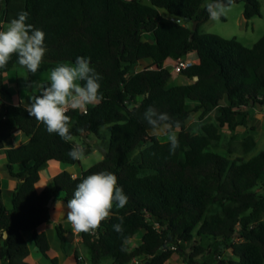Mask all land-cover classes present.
Segmentation results:
<instances>
[{"label":"trees","instance_id":"trees-1","mask_svg":"<svg viewBox=\"0 0 264 264\" xmlns=\"http://www.w3.org/2000/svg\"><path fill=\"white\" fill-rule=\"evenodd\" d=\"M206 1L0 0V30L23 10L29 13L26 22L45 33L46 54L37 73L27 71L28 88L36 74L50 73L60 63L74 65L82 56L102 77L103 97L86 112L67 113L73 121L70 143L49 134L27 106L0 103V150L14 136L24 137L20 147L5 149L6 170L22 181L14 192L13 209L4 204L0 173L1 264H33L26 233L48 258L51 246L38 228L50 222V200L60 193L67 204L76 185L99 171L117 176L128 202L123 208L114 205L95 232L80 233L91 264H172L170 258L181 251L182 243H193L196 237L211 243L208 248L194 245L188 264H264V193L258 191L264 151L246 160L212 150L223 140L221 129L247 127L251 110L258 104L264 108V36L247 47L237 39L200 33L201 23L209 19ZM235 2L245 3L246 19L261 16L257 0ZM193 21H200L196 32ZM186 57L197 60L181 73L191 83L171 86L174 73L166 62ZM146 60L147 67L131 73ZM16 67L22 66L14 55L0 68V95H10L4 75ZM149 106L179 122L174 154L169 142H160L143 120ZM200 110L202 118L216 110L219 115L193 135L187 124ZM106 125L111 136L104 159L77 178L70 171L60 172L52 186L38 192L41 172L50 161L79 164L68 155L70 149L79 145L89 156L96 148L83 136L92 139ZM255 142L249 135L241 142V154H248ZM142 144L147 145L141 161L132 163L131 154ZM121 223L123 231L118 233L113 225ZM55 232L61 252L50 261L59 264L69 252L71 232L59 223ZM140 233L142 242L134 243ZM224 250H231L234 258L217 260ZM75 259L74 264H84L77 253Z\"/></svg>","mask_w":264,"mask_h":264},{"label":"clouds","instance_id":"clouds-1","mask_svg":"<svg viewBox=\"0 0 264 264\" xmlns=\"http://www.w3.org/2000/svg\"><path fill=\"white\" fill-rule=\"evenodd\" d=\"M232 0H207L204 7L209 19L218 21L230 11ZM29 13L21 11L9 21L6 29L0 30V68L7 66L15 55L17 63L35 74L46 54L45 33L27 23ZM102 77L90 66V59L79 56L74 65L60 63L50 70L48 82L38 83L40 94L31 98L26 108L28 114L44 125L49 134L58 135L64 142H73L70 128L72 118L69 110L87 111L89 105H96L103 99L100 88ZM143 120L151 127L153 134L165 132L170 144V153L179 147L175 129L180 127L167 113L149 106L143 113ZM68 155L74 160L84 157V149L73 145ZM128 202L118 178L110 171H99L87 175L76 185L73 196L67 200L66 220L74 233L95 232L108 219L113 206L123 208ZM116 232H122V223L113 225Z\"/></svg>","mask_w":264,"mask_h":264},{"label":"rangeland","instance_id":"rangeland-1","mask_svg":"<svg viewBox=\"0 0 264 264\" xmlns=\"http://www.w3.org/2000/svg\"><path fill=\"white\" fill-rule=\"evenodd\" d=\"M145 3H149L148 0H144ZM261 7V16L254 17L252 19H246L244 12H245V3L244 2H235L232 3L230 6V11L223 17H221L218 21H212L208 19L207 21L201 23L200 25V33H208V34H216L223 38H232L237 39L239 42H241L243 45L247 47H253L255 44H257L264 36V0H257ZM207 2V1H206ZM150 64V61L146 60L143 61L139 66H133L131 73L141 71L143 68L147 67ZM167 64V67L173 72V62ZM27 70L23 67H16L11 72L7 73V79L12 84L10 85V88L13 90V92L17 93L21 92L24 95H26L25 99L27 100V104L31 103V98L35 97L33 93L39 92L40 89L36 86L38 83H46L48 81L49 73H40L36 76L34 83L32 85V89H29V92L27 93V90L24 89L25 85L27 84ZM189 84L191 83L190 80L183 77L182 75L174 74V79L172 81V84ZM171 84V86H172ZM15 98V94L13 96ZM202 110L193 112V115L188 121L187 124V130L193 134L197 135L201 132V125L206 124L208 122L215 121V118L218 117L219 112L216 110L212 113H210L208 116H202ZM249 123L248 126H237L235 128V131L232 132L231 130H228V128L221 129L223 140L220 142V145L215 150L217 152H220L224 155H228L230 152H233V154H230V157L236 158V157H242L244 159H249L252 156L258 154L261 151H264V108L262 110L257 107L256 109L251 110L250 117L248 118ZM177 136L179 135V131H176ZM157 135V134H156ZM249 135H251L254 138L255 146L254 148L248 153V154H241V142L244 141ZM110 136H111V126L106 125L100 128L98 134L92 135V140L95 141V152L90 154L89 156H85L80 159V163L77 165L72 166L74 170H77L78 172H82V170H88L92 166H94L97 162L101 161V159L104 158V154L101 150H99L97 147L107 149L110 142ZM158 140L162 143L168 142L167 141V135L165 132L160 133L157 135ZM78 141V139H76ZM147 144H142L140 147L131 154V161L132 163H138L141 161V152L145 148ZM182 159L184 160V156H182ZM6 164H7V158L6 156L0 157V173L3 177V187H4V199L5 204L9 207H12L13 203V190L17 184L19 183V180L13 179V177L8 173L6 170ZM73 168L70 170V172H74ZM43 178L48 177L45 174H42ZM259 192L264 193V177L261 181V186L258 189ZM50 209H53V205L50 207ZM54 215V214H52ZM61 220L65 221L64 218H66V213L60 214ZM54 237H51L52 242V250L51 256L55 257V253L57 251H61L60 246L58 244V240L56 237L55 231H53ZM71 235V244L69 248V253H67L63 258L61 257V262H65V259L67 256H71V262L75 261V257L72 255L73 252H77L81 256V259L84 261V264H91L89 256H88V250L84 246L82 242V238L79 234H74L72 230H70ZM141 235L134 240V243H141ZM28 239V242L31 246L32 251V258H42L43 264H52L50 260L47 259L45 255L39 252V250L36 248L34 241L30 238V236L26 237ZM234 241H237L235 239ZM211 241L207 238H200L196 237L195 242L193 243H182V249L181 251L174 253L173 256L170 258V262L172 264H188V259L191 255L192 249L194 245L199 244L202 245L205 248H208L210 246ZM175 249V248H174ZM60 257V254L59 256ZM223 258L222 260L228 262L231 259L234 258L233 252L231 250H224L222 251L221 255L218 256L217 260ZM74 259V260H73ZM60 263V262H59ZM1 264V263H0ZM102 264H112L111 261H103ZM132 264H138V261L133 262Z\"/></svg>","mask_w":264,"mask_h":264},{"label":"crops","instance_id":"crops-1","mask_svg":"<svg viewBox=\"0 0 264 264\" xmlns=\"http://www.w3.org/2000/svg\"><path fill=\"white\" fill-rule=\"evenodd\" d=\"M163 14H165V13H163ZM6 27H7V25L4 26L3 30L6 29ZM173 61H174L173 59H169L166 63L170 64V63H172ZM166 66H167V64H166ZM46 73H49V72H46ZM38 74H40V73H38ZM38 74L35 75V78H36V76H37ZM41 74H42V73H41ZM4 80H5V86H6V87L8 88V90L10 91V95H6V96L0 95V103L16 104V105L23 104V105H25V106L28 107L29 104H27V100H29V99H27V98L25 99L26 95H24V94L21 93V92H18V94H17V93H15V92H13V90L10 88V85H12V84H11V83L8 81V79H7V73L4 75ZM47 82H48V81H47ZM47 82H46V83H47ZM46 83H45V84H46ZM27 85H28V82H27V84L25 85L24 89L27 90V93H28V92H29V89H28ZM173 85H177V84H172V86H173ZM30 89H32V88H30ZM36 93H39V92H36ZM14 94H15V98L13 97ZM33 94H34V93H33ZM0 113H1V111H0ZM23 142H24V137H23L21 134H18V135L14 136V137L12 138V140H11L10 143H7V144H6L5 149H6V148H11V147L18 148V147H20V145H21ZM5 149L0 150V157L6 155V153H5ZM94 152H95V151H94ZM94 152H93V153H94ZM104 157H105V156H104ZM103 159H104V158H103ZM101 160H102V159H101ZM72 168H73V167H72L71 165L63 164V163H61L60 161H55V160L50 161V162L48 163L47 168L44 169V170L41 172V180H40L39 183L37 184V190H38V192H42V191L45 189V187H47V186H52L55 177H56L60 172L62 173V172H64V171H70ZM17 170H22V167H21V166H18V167H17ZM73 170H74V168H73ZM82 171H83V170H82ZM81 173H82V172H78L77 170H74V172H72L74 178H77L78 176H80ZM42 174H45V175H47L48 177L43 178ZM1 176H2V175H1ZM12 177H13V176H12ZM2 178H3V177H2ZM13 179H16V178H13ZM20 182H22V181H19V183H20ZM17 185H18V184H17ZM16 187H17V186H16ZM16 187H15L13 190L11 189V191H13V196H14V192H15ZM3 197H4V187H3ZM62 198H63V194H60V193L55 197L54 202H53V204H52V205H53V209H50V211H49L50 222H49V223H46V224H44V225H42L41 227L38 228V231H39L40 233H42V232L46 233V235H47V237H48L49 244H50V246H51V251L48 252V258H47L48 260H51V259H53V258H55V257L58 258L59 254H60V252H61V251L54 252V253H55V257H54V256H51V254H50L51 252H53V250H52L51 237H54V234H53L54 232H53V231H55L56 224H58V223H59V224H63V225L66 227L67 230H72V227H71V225L67 222L66 218H64L65 221L61 220V218H60V217H61L60 214L62 215L63 212H64V213L67 212L66 203L62 201ZM4 201H5V199H4ZM4 204H5V202H4ZM52 205H51V206H52ZM5 206H6L7 209H13V204H12V207L7 206L6 204H5ZM52 214H54V215H52ZM55 233H56V232H55ZM73 233H74V232H73ZM74 234H77V233H74ZM27 236H30V233H26V234H25V238H26ZM30 238H31V237H30ZM26 239H27V238H26ZM27 241H28V239H27ZM29 246H30V244H29ZM30 248H31V246H30ZM32 251H33V250L31 249L30 261H32L33 264H43V263H42V258H36V259L32 258ZM68 253H69V252H68ZM76 253H77V252L75 251V252H73L72 255L75 257V254H76ZM71 259H72L71 256H67L66 259H65V262H61V261H60L59 264H74V263L76 262V259H75L74 262H71ZM73 260H74V259H73ZM52 264H53V263H52Z\"/></svg>","mask_w":264,"mask_h":264},{"label":"built area","instance_id":"built-area-1","mask_svg":"<svg viewBox=\"0 0 264 264\" xmlns=\"http://www.w3.org/2000/svg\"><path fill=\"white\" fill-rule=\"evenodd\" d=\"M195 64H197V60L194 58L186 57L173 61V73L177 75H181L182 71L192 68ZM71 111V110H69Z\"/></svg>","mask_w":264,"mask_h":264},{"label":"water","instance_id":"water-1","mask_svg":"<svg viewBox=\"0 0 264 264\" xmlns=\"http://www.w3.org/2000/svg\"><path fill=\"white\" fill-rule=\"evenodd\" d=\"M186 22L191 23V22H192V19H187ZM199 22H200V21H193L192 24H193V31H194V32L197 31V29H198V25H199ZM191 41H193V35L191 36ZM195 80H198V77H196ZM258 107H259L260 110L263 109V106H262L261 104H258ZM83 138L86 140V142H87L88 144H90V145H92V146H95V144H96L95 141L92 140V139H90V138L88 137V135L85 134V135L83 136ZM97 148L103 152L104 156L107 155V153H108L107 149H103V148H100V147H97ZM54 199H55V197H53V198L50 200V203L48 204V207H49V208H50L51 205L53 204ZM5 237H7V233L5 234Z\"/></svg>","mask_w":264,"mask_h":264}]
</instances>
